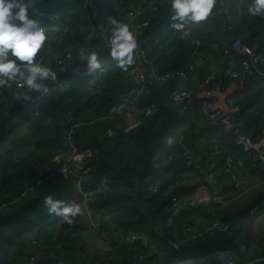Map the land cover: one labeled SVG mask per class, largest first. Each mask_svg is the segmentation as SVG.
<instances>
[{
    "label": "trees",
    "instance_id": "obj_1",
    "mask_svg": "<svg viewBox=\"0 0 264 264\" xmlns=\"http://www.w3.org/2000/svg\"><path fill=\"white\" fill-rule=\"evenodd\" d=\"M32 1L38 9L57 16L55 21L48 17H35L48 35L41 49L42 55H59L72 41L85 47L86 37L90 35V50L100 52L104 57V53L108 54L105 37L111 27V21L106 20L108 17L118 18L136 6L139 0H94L100 22L104 15L105 21L101 24L104 28L99 25V20L91 19L90 23L84 0ZM251 2L230 0L228 15L233 21L232 29H219L223 23L231 21L227 20L223 10L214 8L206 20L188 25V35L172 27L170 5L160 6L154 14L146 13L143 18L149 19V26L143 30L146 38L143 45L148 57L162 70L178 69L184 67L195 53H208L213 42L230 41L237 35H243L244 40L256 49H264V16L248 13ZM118 12L121 13L118 15ZM226 63L227 60L223 65ZM130 67L120 68L114 60L106 57L105 70L98 76L99 88L90 90L86 79L72 77L62 87L50 85L47 94L32 92L29 100L15 99L7 112L0 103V202L29 188L35 192L25 196L10 212L0 213V264H18L26 259L28 253L62 257L66 264H132L133 254L153 249L149 257L159 251L164 263L199 255L217 260L222 253L231 250L241 255L234 237L243 225L246 232L240 239L248 246L251 224L264 212V190L258 191L252 201L235 210L218 208L219 217L228 223L227 231L208 238L184 239L179 236L180 247L174 249L170 245L169 241L175 239V233L181 232L185 225L196 227L191 223L193 220H187V217L201 211L205 213L207 224L211 219L204 210L205 205L182 210L172 220L165 211L170 195H191L197 186V182L191 180L199 176L195 169L184 165L177 143L179 134L189 136L190 146L196 154L202 149L208 151V146H200L195 139V130L204 134H219L223 151L242 158L243 166L238 169L242 179L264 178V172L235 145L231 135L213 125L198 107L180 113L168 96L169 83L154 81L148 84L141 98L143 102H155L156 108L129 131L117 129L112 121L101 119L109 104L136 89L134 83L121 79ZM208 74L206 69H199L195 79L187 86L198 83ZM215 79L222 90L235 84L232 117L241 124L246 134L254 140L259 139L264 128V81L250 76L236 82L223 74ZM26 91L22 89L21 92ZM251 108L255 111H249ZM67 110L72 111V123H77L74 136L78 151L86 155L90 165L82 187L96 188L103 177L107 180V188L99 191L90 202L100 230L110 239L108 250L98 247L94 251H86V241L82 238L85 228L75 222L69 224L49 213L44 204L48 195L65 201L77 199L75 178H65L59 171L60 160L67 151L61 134L72 124L67 120ZM107 128H113L114 133L108 135ZM57 159L59 161L54 163ZM168 159L175 172L174 177H158L154 164L163 165ZM201 159L205 170L221 167V160L209 161L204 154ZM218 177L222 178L221 192L235 190L222 173ZM179 180H187L188 183L175 186ZM153 187H157V192L153 191ZM169 187L170 195L160 194ZM129 233H138L140 238L127 244L121 236ZM258 249L257 257H248V260L259 258L253 264L264 262V234ZM232 259L236 262L233 256Z\"/></svg>",
    "mask_w": 264,
    "mask_h": 264
},
{
    "label": "built area",
    "instance_id": "obj_2",
    "mask_svg": "<svg viewBox=\"0 0 264 264\" xmlns=\"http://www.w3.org/2000/svg\"><path fill=\"white\" fill-rule=\"evenodd\" d=\"M26 2L29 4V11L35 17H48L52 21L57 19L56 15L38 9L32 0H27ZM84 5L87 13L90 14V23L92 22L91 19H95L98 22V7L96 2L94 0H84ZM163 5H170V0H139L136 6L125 11L117 18L131 23L138 38L139 48L135 54V62L121 77L125 82L134 83L136 89L122 95L117 102L109 104L105 113L100 118L112 121L114 127L117 129L125 132L129 131L141 123L142 117L150 115L156 108L155 102L142 101L141 96L147 91L148 84L154 81L160 84L169 83L168 96L180 113H187L191 108L198 107L201 113L213 125L218 126L224 133L231 135L235 145L249 156L251 161L264 172V128L262 135L257 140L246 134L241 124L232 117L234 99L231 96V92L233 85L222 90L220 84L213 79L216 74L220 73L232 80H244L249 76L255 75L264 81V49H256L244 40L243 35H237L230 41L223 39L211 44V51L214 52L216 57L227 60L225 65L218 63L214 55L199 52L194 54L193 58L184 67L173 70H162L156 62L148 57L147 50L144 48L143 44L146 38L143 36V30L149 26V19L143 17L149 12L154 14ZM229 6L230 0H216L214 8L223 10L228 17L227 20L231 21V23H223L219 27L221 31L232 29L233 21L228 15ZM108 19L111 21L112 18L108 17ZM99 25L101 24L99 23ZM101 27L103 26L101 25ZM88 39H90V35L86 37L85 47H80L79 44L72 41L59 55L47 54L38 57L42 63L48 64L58 74L57 80L54 82L49 81V85L62 87L70 78L81 77L86 79V86L90 90L97 87L98 76L105 68L92 73L87 71L86 61L80 58V51L82 49L91 51L88 46ZM106 39L107 37H105ZM203 67L209 71V75L199 81V84L197 83L187 88L185 84L194 80L196 72ZM22 89L18 84H11L10 86L0 88V103L5 112L10 109ZM40 94L43 95L42 93ZM251 111L254 112L255 110ZM66 114L68 122L72 123L74 120L72 111L67 110ZM76 125L77 123H72L61 134L62 144L67 148V151L60 160L59 171L63 177H73L76 180L77 199L75 202L84 206L85 210L84 214L75 217L73 222L85 228L82 238L86 241L89 250L94 251L96 246L91 241L90 236L100 231L101 227L96 219L95 209L92 207L90 201L98 195L99 191L107 188V180L106 177H103L96 188L88 189L82 187V181L87 176L90 165L86 159V155L78 151L75 143L74 133ZM113 133V128L107 129L108 135H112ZM195 136L200 145L208 146V151L204 152L207 160L218 159L222 161L220 173L234 185L235 190L239 186H242L244 193L249 194L256 189H264V178H255L250 181L242 179L239 176L238 169L243 166V160L233 153L223 151L218 134L204 135L202 133H195ZM188 137L185 133H181L177 137L184 165L189 169H195L199 173V184L210 185L212 191L207 195L178 196L176 194L170 195L171 187H169L161 191L160 194L163 196L170 195L168 204L165 206V211L169 213L170 220L176 217L182 210H188L194 206L198 207L201 204L205 205L204 210L211 216V219L207 225L201 228L185 225L181 232H176V238L169 241L174 249L180 247L181 240L178 238L179 236H182L184 239L208 238L227 231L228 223L219 217L217 210L232 200V198L228 197V194L233 189L221 192V183L218 177L219 171L214 168L204 169L202 159L191 148ZM154 167L158 177L172 178L175 175L173 168L170 167L169 159L163 165H160V163L154 164ZM33 191V188H29L11 199L0 202V213L10 212L17 203L23 201L25 196L34 194L35 192ZM153 191L157 192V187H153ZM121 238L125 243L131 244L134 240L140 238V236L138 233H129L126 235L122 234ZM153 252L154 249L153 251H149V254ZM149 254L148 252L139 251L132 255V259L138 263H142L146 255ZM39 257L43 256L28 253L26 259L18 264H40L37 262ZM200 262H204V264H237L229 252L217 260L203 257ZM196 263L199 262H190L189 264ZM47 264H66V261L62 257H53Z\"/></svg>",
    "mask_w": 264,
    "mask_h": 264
},
{
    "label": "clouds",
    "instance_id": "obj_3",
    "mask_svg": "<svg viewBox=\"0 0 264 264\" xmlns=\"http://www.w3.org/2000/svg\"><path fill=\"white\" fill-rule=\"evenodd\" d=\"M216 0H170L172 27L188 35L191 23L206 20L212 13ZM252 16H264V0H252L248 5ZM108 56L120 68L126 69L135 62L139 48L138 38L131 23L113 18L110 32L106 33ZM48 39L40 21L29 11L26 0H0V88L18 84L27 89L17 99L29 100L32 92L47 94L49 81H56L58 74L48 64L38 59V53ZM89 73L103 70L105 59L95 50L80 51ZM49 213L71 224L83 215L85 207L75 201L56 199L52 195L44 198Z\"/></svg>",
    "mask_w": 264,
    "mask_h": 264
},
{
    "label": "rangeland",
    "instance_id": "obj_4",
    "mask_svg": "<svg viewBox=\"0 0 264 264\" xmlns=\"http://www.w3.org/2000/svg\"><path fill=\"white\" fill-rule=\"evenodd\" d=\"M99 14H97L98 17ZM102 22L99 23L103 24L104 23V15H102V18H100ZM106 21H110L109 19H107ZM104 57L106 58H110L108 56V54L104 53ZM100 87V84L97 85V88ZM108 129V128H107ZM107 133V130H106ZM57 161H59V159H57L54 163H56ZM47 167V166H46ZM48 168V167H47ZM45 168V170L47 169ZM255 178H250L247 180H254ZM222 181V180H221ZM261 188V187H260ZM231 190V189H230ZM264 190L263 188L261 189H256L255 191L251 192V193H244V188H242V186H239L238 189L236 190H232L231 192H229L228 197L232 198V200H230V202L223 206V207H219L220 209H226L229 211L235 210L238 207H241L247 203H249L250 201L253 200L254 195L258 192ZM200 206H203V204H201ZM199 207V206H198ZM196 218V219H195ZM205 217V213L203 212H195L194 214H192V216L187 217V220H204ZM171 222V221H170ZM186 222V221H185ZM184 222V223H185ZM245 232H246V227L245 225H243V227L241 226L238 229V232L235 234V242L238 245V248L240 250L241 255H238L235 250H231L232 252V256L235 258L236 262H240L241 261V256H243V260L248 259V257L253 258V257H257V253L260 251L258 249L259 247V240L261 239V236L264 234V212H262L261 214H259V216L255 219V221L251 224V231L248 234V246L246 247V245L241 242L240 237H242V235L245 236ZM229 235H232V233ZM154 246L156 247V244H154ZM161 246H164V244H162ZM258 249V250H255ZM86 251H89L88 247L86 246ZM92 251V250H91ZM247 251V252H246ZM159 254V252H158ZM245 254L247 256H245ZM253 261H256L257 259H252ZM87 264V263H86ZM262 264H264V262H262Z\"/></svg>",
    "mask_w": 264,
    "mask_h": 264
},
{
    "label": "crops",
    "instance_id": "obj_5",
    "mask_svg": "<svg viewBox=\"0 0 264 264\" xmlns=\"http://www.w3.org/2000/svg\"><path fill=\"white\" fill-rule=\"evenodd\" d=\"M121 12H118V15L120 14ZM210 47H211V45H210ZM199 53V52H198ZM202 53H204V52H202ZM196 54V53H195ZM204 54H207V53H204ZM214 55V58L216 59V61L218 62V63H220V64H222L226 59H222V58H219V57H216V55L214 54V52L213 51H211V49H210V51L208 52V55ZM201 69H206V68H201ZM207 70V69H206ZM208 71V70H207ZM209 72V71H208ZM197 73V72H196ZM220 74V73H219ZM219 74H216L214 77H213V79L216 81V77L219 75ZM209 75V74H208ZM207 75V76H208ZM255 76V75H254ZM250 77V76H249ZM226 78H228V79H230L229 77H226ZM248 78V77H247ZM246 78V79H247ZM195 79V78H194ZM246 79H244V80H246ZM230 80H232V79H230ZM244 80H240V81H244ZM193 81V80H192ZM232 81H236L237 82V80H232ZM190 83V82H189ZM200 83V82H199ZM198 83V84H199ZM188 84V83H187ZM187 84H185V86L188 88V86H187ZM197 84V83H196ZM195 85V84H194ZM190 87V86H189ZM234 87H235V84H233V90H232V92H231V96H232V93H233V91H234ZM233 97V96H232ZM234 99V98H233ZM251 110H253V108H251L249 111H251ZM195 133H202V132H200V131H198V130H195L194 131V134ZM202 134H204V133H202ZM204 135H213V134H204ZM219 135V134H218ZM195 139L197 140V142H199L198 141V139L196 138V136H195ZM200 144V143H199ZM190 145H191V142H190ZM201 146V145H200ZM201 149H202V147H201ZM203 154H204V150L202 149V150H199V151H197V155L199 156V157H201V156H203ZM206 160V159H205ZM209 161H210V159H208ZM203 164H204V162H203ZM210 167V166H209ZM208 167V168H209ZM216 170H218L219 171V173H220V166L219 167H217L216 168ZM222 179V178H221ZM220 179V180H221ZM193 181H196L197 182V186H196V188L194 189V191L192 192V194H191V196L192 195H198V194H200V195H207L208 193H211V191H212V189H211V186L210 185H206V184H203V185H201V184H199L200 182H199V179H198V177L196 176V178L194 179V180H191V182H193ZM188 183V181L187 180H179V181H177V182H175V186H181V185H186ZM220 183H221V181H220ZM234 186V185H233ZM222 187V186H221ZM190 196V195H189ZM192 216V215H191ZM196 219V218H195ZM207 222H208V220H207V218H205L204 220H193V222H191L192 224H194L197 228H200L201 226H203V225H205V224H207ZM91 241L93 242V244L96 246V249L98 248V247H101L103 250L104 249H109V247H110V239H108L107 238V236H106V234L103 232V230H100V231H98L97 233H93L92 235H91ZM117 242H120V239H118V241ZM87 247H88V245H86ZM89 249V248H88ZM158 252L159 251H157V252H155V254H152V256L151 257H149L150 256V254H149V252H148V254L149 255H146V258L144 259V261L142 262V263H138V262H136V261H134L133 259H132V257H131V263L132 264H189L190 262H200L201 261V259L203 258V257H205L204 255H199L198 257H195V256H190V257H187V258H184V259H182V260H179V261H175V262H167V263H164L163 262V259H162V253L161 254H158ZM229 253H231V255H232V252L231 251H228ZM228 252H224V253H222V255L221 256H223L224 254L226 255V254H228ZM220 256V257H221ZM234 256V255H233ZM245 256H247V255H245ZM257 260H259V258L257 259ZM256 260V261H257ZM253 262H255V261H253V260H248V259H246V260H243L242 259V261H240V262H238V264H253Z\"/></svg>",
    "mask_w": 264,
    "mask_h": 264
},
{
    "label": "water",
    "instance_id": "obj_6",
    "mask_svg": "<svg viewBox=\"0 0 264 264\" xmlns=\"http://www.w3.org/2000/svg\"><path fill=\"white\" fill-rule=\"evenodd\" d=\"M53 258V256H46V257H42V258H38L37 262L40 264H47L51 259ZM109 264V263H107Z\"/></svg>",
    "mask_w": 264,
    "mask_h": 264
}]
</instances>
